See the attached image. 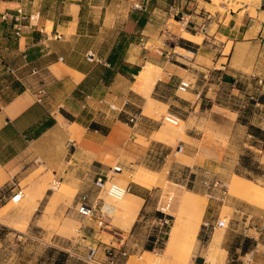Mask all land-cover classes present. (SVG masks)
I'll return each mask as SVG.
<instances>
[{"label": "crops", "instance_id": "1", "mask_svg": "<svg viewBox=\"0 0 264 264\" xmlns=\"http://www.w3.org/2000/svg\"><path fill=\"white\" fill-rule=\"evenodd\" d=\"M136 3L143 9L135 8ZM233 3L239 6L222 11L212 0H0V51L8 55L7 61L0 59L1 69L7 68L1 74L8 72V81L5 79V88L0 91V203L9 201L22 182L37 175L47 177L50 172L55 181L94 192L96 177L110 175L112 166L126 168L132 162L148 161V157L162 158V165H166L176 156L178 146L183 147L182 157L188 161L183 164L192 172L193 183L202 181L204 174L219 175L226 170L225 158L231 155L228 149L234 151L236 146L230 179L238 175L256 184L264 179V172L254 176L236 170L248 164L243 148L259 153L251 155L253 169L264 168V0ZM20 6L28 13L39 11V17L32 29L17 37V24L4 20L2 14L15 13ZM170 7H177L180 26L192 38L172 31L169 34L179 44L185 40L178 53L185 57L194 54V58L178 61L170 51L145 45L140 47L145 49L143 54L139 51L131 57L142 55L150 62L135 76L147 64L163 69V77L155 81L150 92L141 91L136 80L129 79L135 65H128L124 72L118 68L106 79V68L116 70L108 59L118 43L108 36L119 29L131 38L130 45L145 36L147 41L154 40L161 31L163 38L174 16L169 14ZM141 17L146 18L143 26ZM130 59L125 61L135 62ZM35 67L39 72L32 74ZM257 77L263 79L262 85ZM183 78L192 81L188 95L178 90ZM252 93L259 104L247 99ZM215 106L230 114L214 111ZM161 109L184 121L204 110L222 116L226 124L217 128L220 135L228 137L225 158L218 154L222 151L220 142L213 145L216 156H205L206 148L200 147L204 134L194 127L188 128L185 139L171 144L174 137L161 132ZM133 114L139 115L135 124L129 122ZM48 121L51 123L45 125ZM236 124L246 130L248 138L240 147L232 144ZM124 178L123 171L112 179ZM40 182L45 181L32 185ZM128 183L130 194L143 199L141 211L150 202L152 189L139 182ZM49 190L33 214L44 205ZM226 203L232 209V220H237L230 230L239 235L228 241L231 232H223L221 246L227 250L224 264H264V208L230 198L221 189L208 205L198 231L201 238L209 236L199 239L207 242V250L193 264H213L208 260L209 246ZM24 210L28 223L33 214L29 216L28 209ZM106 243L91 238L88 246L105 247Z\"/></svg>", "mask_w": 264, "mask_h": 264}, {"label": "rangeland", "instance_id": "2", "mask_svg": "<svg viewBox=\"0 0 264 264\" xmlns=\"http://www.w3.org/2000/svg\"><path fill=\"white\" fill-rule=\"evenodd\" d=\"M21 1L26 3L28 0ZM212 1L216 7L222 11L226 9H236L239 6L238 4L233 3L235 0ZM28 5L31 6V4ZM170 18V27L167 28L170 30H167L168 32L164 33L166 35L163 38L161 37L163 35V31H161V33L154 40L147 41L148 37L145 36L143 41L138 38L133 45H130L131 38L128 37V35H124L119 29L114 30V34H110L108 36L111 41H121L125 48L119 63H121L122 66L125 65V67H129L128 65H135V69L129 71L132 74L129 75V79L132 82L137 80L135 75L140 71V69L146 63L150 62L147 59H143L141 57L142 55L137 57V59L131 57L132 55H137L139 51L143 54L142 51L145 49L140 47H144L145 45L148 49L151 47H160L161 50H166V52L170 51V55L174 56V58H178V61L187 60L176 54V52L181 51L179 48L180 44L177 43L176 37L173 38L169 34L171 33L169 31L181 34L182 37L188 39H191L192 36L187 30H184L180 26V19L178 16H171ZM142 42H144V44ZM128 50L130 51L128 52ZM5 55L6 54L3 53V51H0L1 60H8V55ZM126 58H131L130 60L135 62H126ZM172 61L175 63H182L175 60ZM2 62L4 64L7 63L4 61ZM155 65L159 68V78L163 77V69L158 64ZM6 69L7 68L1 69L0 66V91L5 88V79L8 81V76H6L8 75V72L1 74V72H4ZM134 71L138 72L135 73ZM225 92L228 91L225 89ZM180 93L182 95H188L187 92ZM160 111H162L164 115L167 114L165 109H161ZM214 111L226 112L218 106H215ZM58 118L61 120L59 116ZM222 118V116L215 114L211 110H204L202 113H198L197 116L190 118L188 121L182 120L184 123L180 122L178 126L169 124L168 121L162 119L163 127L161 132H165L166 135H172L174 138H172L171 141L173 143L171 144L176 145L177 139H185V137H182L181 134L182 125L185 131H187L190 127H194L204 134V139L201 141L200 147L206 148L204 153L205 156H216L217 153L213 149V145L219 144L220 142L222 151L218 154L220 157H223L224 155L225 158L224 150L229 143L228 137L220 135L217 128L226 124ZM233 133L234 138L232 140V144H237L240 147L243 142L248 141L246 130L240 125L236 124V126H234ZM233 149L236 151L237 146ZM234 151H231V148L228 149V152L231 155H228L225 158L226 162H224V165L226 166V170L222 171L219 175L204 174L202 181H198L196 183L190 181L192 172H190V169L187 170L186 166L183 164L188 161L184 160L182 157L183 154L178 151V148L175 150L176 156L171 158L166 165H162V158L158 159L157 157L154 159L153 157H148V161L132 162V166L126 167L127 169L123 167L125 168V178L115 180L121 185H126L128 182L135 183L132 181L131 175L136 172H151L149 170L161 168L159 172L155 170V172L159 174L157 177L158 183L156 182L153 187L149 188L152 189L153 192L150 202L146 205V208H143L141 211L139 210L140 212L136 217L137 222L135 226H131L128 229L120 226L121 220L117 217V213H115V216L113 215L111 218V229L99 227L93 219H84L79 217L73 212L76 198L81 190L77 185L68 184L63 181H55L51 172L47 177L35 174L37 177L31 181L22 182L21 187L23 192L25 191L24 194L29 192L31 185L37 180H45L46 190L48 188L51 190H49V195L45 198L44 205L40 206V208L35 211L28 223L26 222L27 217H24L23 213L25 211L24 208H27L28 205L29 207L31 206V197L27 198V195H25L17 202L9 200L7 202L0 203V264H55L56 261H59L60 264H89L84 260V257H86L89 251L88 244H90L91 238L107 242L105 246L111 241L108 245L122 248L127 251L128 256H126L122 264H193L198 256L207 250V242L200 241L199 239H209L208 235L201 238L198 232L193 243L194 248L192 249L190 257L187 261L185 259H181L178 253H167L169 233L172 227L176 223L180 224V226H183L184 228L187 225V221L185 219L182 221L179 219V212L182 210L181 205L183 200L191 199L195 202V204L202 207L199 228L203 225V218L208 205L213 200V196L217 193L218 189H220L219 186H213V183L216 180L226 184L227 187L225 186V188H221V190L226 189L230 198L243 199L252 202V199L249 196L245 194L232 193L230 191V170L234 166ZM160 152L161 150H159L157 155H160ZM243 153V157L247 159L249 158V160H245V162H250V165H252V162L254 161L251 158V155L259 154L258 152H251V150L247 148H243ZM236 170L240 174L254 176H258L264 172V168L250 169L248 167H244V165L238 166ZM256 182L257 185L261 187L264 186V179H260L258 181L256 180ZM56 195V199L53 200V197ZM209 195H212V197ZM102 196H104L106 200L113 202V198L108 196L106 193H103ZM28 199L30 200L29 203ZM120 200L115 201L114 204L116 205ZM4 206L6 213L5 210L2 209ZM164 207L168 208L170 211L164 210ZM157 211H163L166 215L165 218L168 219L169 222L165 223L160 221L161 218L156 216ZM231 211L232 209L228 207L226 203L223 207L221 219H226L229 221V224L227 227H218L216 229V236L220 237L221 242L223 232L226 229L228 232L230 231L232 233L228 235V241L237 239V235H239L238 232L230 230V228L233 227L234 222H237L235 218L232 220ZM165 218H163V220ZM152 235H156L157 237L154 243H150V237ZM151 244V249H148V246ZM94 246L99 248V255L105 259L103 254L104 247L99 244H95ZM147 250H151L149 252L152 254L149 256L145 255ZM221 250L225 253L226 260L227 250L222 246ZM62 252L67 253V255H63Z\"/></svg>", "mask_w": 264, "mask_h": 264}, {"label": "bare ground", "instance_id": "3", "mask_svg": "<svg viewBox=\"0 0 264 264\" xmlns=\"http://www.w3.org/2000/svg\"><path fill=\"white\" fill-rule=\"evenodd\" d=\"M226 52L227 53L230 52V46L227 48ZM159 76H160L159 70L155 69L151 65H147L136 77L137 80L135 86L139 88L141 91L150 92V89H152L151 87L153 86L155 81H157ZM165 115L168 116V114ZM168 118L170 117L168 116ZM176 120L178 121L177 126L179 125L180 122L184 123V121H182L180 117H176ZM168 123L173 124L169 121ZM181 134L182 137L187 136L186 131L183 128V125H182ZM131 176H132V181L145 184L146 186L151 188L156 184L158 180L157 177L159 176V174L155 171H151V172L139 171ZM229 187L232 193L245 194L252 199V203L264 208V188L257 185L255 182L239 177L238 175H234L233 178L231 179ZM45 193H46V183L40 182L31 185L29 192L27 194L26 193L24 194V196L27 195V198L31 197V206L29 207L28 205L27 207L29 216H31L34 210L38 207ZM56 197L57 195L53 197V200H55ZM142 200L143 199L139 197L127 193L115 205L116 206L115 213H117L116 214L117 217L119 218V220H121L120 226L122 228L128 229L131 227L132 223L135 221L138 215ZM29 202L30 200L28 201V203ZM181 209L182 210L179 212V219L180 221L185 219L187 221V225L185 228L182 226L183 227L182 228L180 224L176 223L172 227L169 233L167 253H173V252H175L176 254L178 253L181 259H185L187 261V259L190 257L192 249L194 248L193 243L199 231L201 215H202V207H200L198 204H195V202H193L191 199H185L182 202ZM220 243H221V239L219 236H215L213 241L210 243L208 259L212 261L213 264H224L225 253L221 250ZM151 254H152L151 252H148L145 255L149 256Z\"/></svg>", "mask_w": 264, "mask_h": 264}, {"label": "built area", "instance_id": "4", "mask_svg": "<svg viewBox=\"0 0 264 264\" xmlns=\"http://www.w3.org/2000/svg\"><path fill=\"white\" fill-rule=\"evenodd\" d=\"M21 1V0H20ZM135 8L143 9V6L141 4L136 3ZM177 10V7H170L169 14L174 15L173 17L178 15V12L175 13ZM39 17V11L35 13H28L23 6H20L16 9L15 13H11L9 11L4 12L2 14V18L4 20H13L15 24H17L16 28V36L21 37L24 33V30L29 28L32 29L36 22H34L35 19ZM59 38V36H56ZM192 53V52H191ZM177 55L187 59L192 60L194 58V54L190 57L182 56L180 53L176 52ZM27 56V55H26ZM63 59V58H61ZM39 72L38 68L32 69V74H37ZM257 80L259 84L262 85L263 79L260 77H257ZM192 87V81L188 78H183L180 80L178 85V90L180 92H186ZM248 100H252L256 102V104H259V100L255 94H247L246 95ZM244 104V103H243ZM112 108L115 109L114 106ZM168 116L171 118H168V116L164 115L163 120L169 121L175 125H177L176 117H178L174 113H167ZM138 114H133L129 118V122L135 124L138 120ZM183 147L178 146V151L182 152ZM124 171V168L122 165H114L110 169V175H99L96 177L93 185L95 187V191L92 192V190L84 189L80 190L78 193V196L76 198V203L73 207V212L78 215L81 218L84 219H93L95 223L101 227V228H107L111 229V218L113 217L116 206L114 204L115 201H118L122 199L127 193H130L132 187L130 183H127L126 185H121L112 178L115 174L121 173ZM213 186L221 188H225L226 184L222 183L219 180L214 181ZM227 187V186H226ZM223 194L227 193V190H221ZM4 192L6 190L4 189ZM103 193H106L108 196L113 198L112 201H108L105 199L104 196H102ZM24 196L23 189L19 187L10 197V200L17 202L20 201ZM212 197V195H209ZM160 221H163L165 223H168V219H160ZM229 224V221L226 219H219L217 221L218 227H227ZM1 227V225H0ZM99 248L97 246H90L89 251L84 257V260L87 261L89 264H122L123 260L128 256V252L123 250L122 248L106 245L103 249V254L105 256V259H103L99 255Z\"/></svg>", "mask_w": 264, "mask_h": 264}, {"label": "trees", "instance_id": "5", "mask_svg": "<svg viewBox=\"0 0 264 264\" xmlns=\"http://www.w3.org/2000/svg\"><path fill=\"white\" fill-rule=\"evenodd\" d=\"M145 22H146V18L145 17H141L140 20H139L140 25L143 26L145 24ZM184 42H185V40H181L180 44L183 45ZM124 49L125 48H124L123 44L120 41V42L117 43L116 48L113 50V52L109 56L108 60H109V62L111 64V66H114V65L116 66V70L112 69L111 67L106 68V70H105V78L106 79L112 78L114 76V74L116 73V71H118L117 70L118 68H120L119 71H121V72H124V71L128 70L129 67H125V65L122 66L121 63H119V61H120V59H121V57L123 55ZM134 72L137 73L138 71H134ZM261 99L264 100V96H262ZM243 121L245 122L246 120L243 119ZM50 123H51V121H48L45 125H48ZM256 135H258V133H256ZM247 167L250 168V169H253V166L250 165V162H248ZM163 209L167 210V211H170L166 207H164ZM156 216H158L159 218H162V219L166 217V215H165V213L163 211H157L156 212ZM156 239H157L156 235H152L150 237V243H154ZM246 239H250V238H246ZM151 247H152V244L148 246V249H151ZM147 251H151V250H147ZM62 254L63 255H67V253H64V252H62ZM55 264H60V263H59V261H56Z\"/></svg>", "mask_w": 264, "mask_h": 264}]
</instances>
